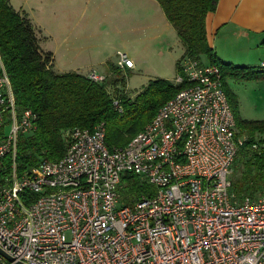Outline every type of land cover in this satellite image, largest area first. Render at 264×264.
I'll return each instance as SVG.
<instances>
[{"label": "built area", "instance_id": "1", "mask_svg": "<svg viewBox=\"0 0 264 264\" xmlns=\"http://www.w3.org/2000/svg\"><path fill=\"white\" fill-rule=\"evenodd\" d=\"M133 64L120 56L118 66ZM181 69L176 84L189 86L127 145L111 149L105 123L73 128L63 158L19 175L18 140L37 116L19 111L0 67V249L13 259L0 253V264H264V195L232 191L246 138L235 137L221 71L189 58ZM113 103L123 111L121 97ZM127 175L153 190L127 204Z\"/></svg>", "mask_w": 264, "mask_h": 264}, {"label": "trees", "instance_id": "2", "mask_svg": "<svg viewBox=\"0 0 264 264\" xmlns=\"http://www.w3.org/2000/svg\"><path fill=\"white\" fill-rule=\"evenodd\" d=\"M155 1L177 32L185 51L183 60L197 61L207 56L211 64L219 67L223 87L226 76L243 82L264 81V67H238L221 62L210 46L205 23L208 14L217 9L219 0ZM28 18L25 12L12 7L10 0H0V58L4 71L10 78L19 111L30 109L37 116L32 131L21 133L18 140L16 163L19 175L42 160L63 158L67 150L66 131L73 128L93 130L98 124L105 123L108 146L113 149L127 145L146 128L166 101L189 86L187 82L177 85L167 80H152L134 99L121 96L123 111L119 112L109 88L111 85L125 86L126 79L108 81L106 77L104 83H97L78 73L57 75L51 69L52 54L42 50L38 32ZM181 62L176 64L178 75L182 76ZM109 66L116 68L113 64ZM225 91L236 119L235 137L246 138L238 156L245 153L248 156L243 162L241 178L232 180L233 190L238 200L246 195H264V121L242 119L237 96L226 87ZM255 144L259 148L253 149ZM4 160L9 168L12 156ZM123 180L127 204L153 190L135 175H127ZM26 195L36 197L23 193ZM25 201L28 202L26 197Z\"/></svg>", "mask_w": 264, "mask_h": 264}, {"label": "crops", "instance_id": "3", "mask_svg": "<svg viewBox=\"0 0 264 264\" xmlns=\"http://www.w3.org/2000/svg\"><path fill=\"white\" fill-rule=\"evenodd\" d=\"M92 2L94 0H84V2L83 0H10L12 7L28 15L41 43L44 38L41 28L56 26L66 32L65 50L73 58H70L64 66L63 63L58 62V56L53 51L43 48L40 43L45 53L52 54L51 69L57 75L78 73L89 76L95 73L108 79L115 77L116 71L132 74L136 67L134 60L128 56L134 63L133 68L118 66L120 58L107 52L111 42L108 39L103 41L101 37L116 36L124 38L126 41L123 42L126 43L133 41L127 36L132 38L135 32L136 35L144 36L141 25L132 35V29L130 33L122 32L121 27L129 30L127 28L133 24H142L143 21L145 24L150 8L158 14L162 23L167 19L162 7L155 0H97L96 9L92 11V5L95 4ZM106 3H109L107 8ZM39 7H44L43 21L37 10ZM133 11L135 13H132ZM205 24L210 46L221 62L238 67H264V0H219L217 9L208 14ZM90 27L94 30L85 29ZM111 29L113 32H109ZM85 50L94 52L87 62L74 56ZM109 64H113L116 68L110 67ZM0 67H3L1 58ZM240 83L243 88L235 94L239 101L240 117L248 121H264V81ZM119 86L111 85V88ZM247 112L251 115H246Z\"/></svg>", "mask_w": 264, "mask_h": 264}, {"label": "rangeland", "instance_id": "4", "mask_svg": "<svg viewBox=\"0 0 264 264\" xmlns=\"http://www.w3.org/2000/svg\"><path fill=\"white\" fill-rule=\"evenodd\" d=\"M96 2L97 0H94V2H92L95 3L92 5V11H95L96 9ZM108 6L109 3H106L105 7L107 8ZM37 10L40 14V19L43 21L44 7H39V9ZM134 11L132 13H135ZM89 14L91 16V13ZM148 14L149 17L145 24H143L144 21L142 24H133L132 26H130L131 28H127L129 30L121 27L122 32L130 33V29H132V35L133 32L138 30L139 25H141V30L144 32V36L136 35L137 32H135L132 38L131 36H127L129 40L131 39L133 41L126 43L123 42L125 40L124 38L116 36L101 37L103 41L108 39V41L111 42L110 46L107 49L108 54L117 58H120L122 54H126L134 60L136 65L135 69L130 75L128 73H124L123 71H116L115 77L108 78V81H110V79L118 80L119 78H123L126 80L128 79L127 85L125 86H123V84H120L118 88H109L113 97H121L123 95H126L129 98L134 99L141 92V90H143L142 87L145 85H149L152 80L162 79L176 84V78L178 77V69L176 63L183 60V47L180 44L179 39L177 38V33L169 25L170 23L167 21V19H164V21L161 23L158 14H156L155 11L151 8L149 9ZM41 29L44 36L42 40L43 43H41L43 48L53 51L54 54L58 56V62L63 63L64 66L67 62H69L70 58H73V56L67 54L65 50L66 45L64 43V37L66 32H64L60 28H57L56 26H49L46 29ZM85 29L87 31L94 30L91 29V27ZM110 31H112V29L109 30V32ZM142 38L143 40H141ZM92 53L94 54V52L85 50L79 55H73L78 56L81 61L84 62L86 60L85 62H87V59H89V56H91ZM202 60H204L208 64L211 63L210 59L207 56H203V58H201V61ZM128 75L130 77H128ZM240 82L243 81H238L236 79H233L231 76H226L225 87L229 91L233 92V94H237L243 88ZM249 113L247 112L246 115H251ZM247 158L248 156L246 153L244 156H238L236 162H234L235 164L233 166V172L230 175L232 180L237 181L239 178H241V174L244 172L243 162ZM232 191L234 192L233 189ZM260 195L261 194L257 193L254 196L257 197Z\"/></svg>", "mask_w": 264, "mask_h": 264}, {"label": "water", "instance_id": "5", "mask_svg": "<svg viewBox=\"0 0 264 264\" xmlns=\"http://www.w3.org/2000/svg\"><path fill=\"white\" fill-rule=\"evenodd\" d=\"M0 253L4 256L5 259H7L10 262H13L11 259V257H9L6 253H4L1 249H0ZM17 264H22V263H17Z\"/></svg>", "mask_w": 264, "mask_h": 264}]
</instances>
